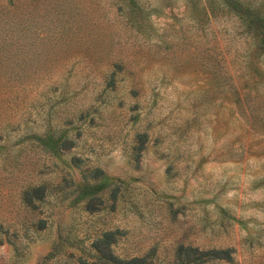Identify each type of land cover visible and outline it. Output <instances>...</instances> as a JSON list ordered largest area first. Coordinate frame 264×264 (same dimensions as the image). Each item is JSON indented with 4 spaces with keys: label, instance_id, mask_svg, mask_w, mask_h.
<instances>
[{
    "label": "rangeland",
    "instance_id": "1",
    "mask_svg": "<svg viewBox=\"0 0 264 264\" xmlns=\"http://www.w3.org/2000/svg\"><path fill=\"white\" fill-rule=\"evenodd\" d=\"M179 246L264 264V0H0V264Z\"/></svg>",
    "mask_w": 264,
    "mask_h": 264
},
{
    "label": "trees",
    "instance_id": "2",
    "mask_svg": "<svg viewBox=\"0 0 264 264\" xmlns=\"http://www.w3.org/2000/svg\"><path fill=\"white\" fill-rule=\"evenodd\" d=\"M104 244L102 243V248H100V257L104 259L111 258L113 261H117L116 257H113L110 252L104 249ZM174 258L176 264H207L210 260H219L223 259L224 261H230V248L224 249H209L205 251L197 250L194 247L190 246H179L175 253ZM100 260V259H99ZM100 264H105L104 261L100 260ZM124 264H151L150 262L146 263L144 257H131L123 261Z\"/></svg>",
    "mask_w": 264,
    "mask_h": 264
}]
</instances>
